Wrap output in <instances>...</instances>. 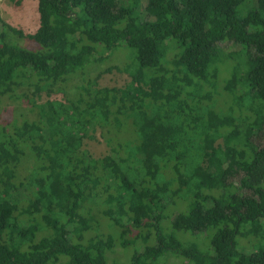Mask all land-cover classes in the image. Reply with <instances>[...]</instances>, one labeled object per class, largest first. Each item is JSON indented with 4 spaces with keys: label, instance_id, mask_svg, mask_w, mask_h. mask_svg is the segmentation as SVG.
<instances>
[{
    "label": "trees",
    "instance_id": "obj_1",
    "mask_svg": "<svg viewBox=\"0 0 264 264\" xmlns=\"http://www.w3.org/2000/svg\"><path fill=\"white\" fill-rule=\"evenodd\" d=\"M37 13L28 33L0 16V100L20 86L63 96L30 98L22 121L0 115V264H121L107 261L116 244L137 247L124 264H264V147L249 140L264 121V0H37ZM120 45L135 56L125 86H98L112 65L77 73ZM242 109L255 114L244 131ZM97 127L116 131L101 157L84 148ZM168 226L211 228L208 247Z\"/></svg>",
    "mask_w": 264,
    "mask_h": 264
},
{
    "label": "rangeland",
    "instance_id": "obj_2",
    "mask_svg": "<svg viewBox=\"0 0 264 264\" xmlns=\"http://www.w3.org/2000/svg\"><path fill=\"white\" fill-rule=\"evenodd\" d=\"M0 16L7 23L11 24L14 27L22 29L26 33L33 32L38 25L37 0H0ZM14 40L17 45L30 50L42 49L38 43L27 38L14 37ZM133 57H135L133 49L120 45L116 48L110 49L108 57L104 56L102 61H99L97 64L89 63L85 65L82 69L77 70V73L85 72V70L89 68L88 72H85V74H87L86 76H92L98 70L112 65L115 68H113L109 72L103 73L99 77L97 81L98 86L123 87L130 80L129 75L124 71V66L128 65L131 59L133 60ZM228 62L220 64V71L218 72L216 81L217 90L216 92L213 91L214 99L217 101L218 105L223 108H228L229 103L232 102V97L229 92H227L229 91L227 89L229 83L226 79L229 77V64L231 63V61L228 60ZM79 77L80 75L77 74V76H75L73 79H70L67 83H63L64 86L62 88H64V90L68 91L69 93L75 91L74 86L82 82ZM24 93H26V95H24ZM238 93H240L239 89L237 91V94ZM62 96L63 93L61 92L47 94L46 91H38L37 89H27V87L25 86H20L15 90L13 95L3 96L1 98L0 115L3 120L9 119L10 121L15 118L17 121H22L24 118H31L34 116V113L30 110L32 105L29 102L30 98L33 99L36 103H42L51 98H62ZM246 111L247 109H242V115L247 117L245 119L240 120L239 130L241 131H244L246 126L250 125V123H253V121L255 120V114L247 113ZM237 113H239V110H237ZM109 129H111V127H109ZM107 130V127H97L93 134L94 137L86 139L84 141V148L88 150L89 153L94 157H101L109 153L110 146L113 144L112 141L114 140L111 139L108 144L106 138L109 136L113 138L116 134V131H110V133H108ZM249 140L256 145L264 147V121L261 122L260 128L255 129L254 132L250 135ZM215 143L221 144L222 138H218ZM32 162L33 161L30 158L24 161L22 166H20V172L24 173L25 167L31 165ZM237 174L238 173L236 172L233 176H231V178H229V180L232 181L234 185H238L239 175ZM187 207V201L184 205V202L181 200H178L176 204L171 206V208L177 209L178 212H183L187 210ZM92 213L95 214L96 218H100L101 216V213L97 212L95 208L93 209ZM103 226L104 225L101 226V231L103 229L105 230V227ZM166 230L169 233H174L176 237H178L184 242L195 243L201 249H206L208 247L209 236L212 233L211 228L205 230L204 232L195 233L172 231L169 226ZM237 242H239L238 247L244 246L247 252L252 249V244L249 238L247 239L244 237H238ZM136 250L137 247L135 245H130L129 248L128 246L122 247L119 244H116L112 250L106 253L107 261L109 258L110 261L115 260L120 262L121 264H124L129 260L128 257L132 254V252ZM161 258V261L164 264H184L183 261H186L184 258L173 254H165Z\"/></svg>",
    "mask_w": 264,
    "mask_h": 264
}]
</instances>
